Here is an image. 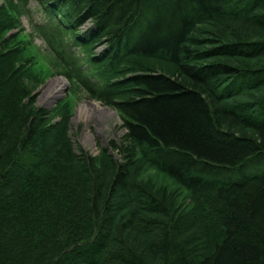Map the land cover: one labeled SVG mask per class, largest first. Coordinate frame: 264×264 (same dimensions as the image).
Here are the masks:
<instances>
[{
	"label": "trees",
	"instance_id": "16d2710c",
	"mask_svg": "<svg viewBox=\"0 0 264 264\" xmlns=\"http://www.w3.org/2000/svg\"><path fill=\"white\" fill-rule=\"evenodd\" d=\"M38 1L64 75L127 132L99 161L75 151L69 105L36 104L41 78L7 37L21 23L4 0L0 264H264V0Z\"/></svg>",
	"mask_w": 264,
	"mask_h": 264
},
{
	"label": "rangeland",
	"instance_id": "374dc122",
	"mask_svg": "<svg viewBox=\"0 0 264 264\" xmlns=\"http://www.w3.org/2000/svg\"><path fill=\"white\" fill-rule=\"evenodd\" d=\"M3 2L4 0H0V4ZM14 5L17 6V16L21 24L18 29L9 32L7 37H14V44L25 48V57H30L32 72L41 78L40 86L36 90L37 106L51 110L60 102L67 103L71 115L69 135L75 151L78 154L85 151L99 161L103 150H112V143H121L127 132L119 111L95 96H90L77 82L64 75V67L51 50L39 24L45 21L40 2L29 0L25 3L23 0H14ZM93 27L88 20L81 26V31H88ZM105 50L106 46H100L96 49V54ZM60 83L62 91L59 90ZM57 91H61L59 96ZM87 102L98 105L97 109L88 111L83 108ZM114 153L117 156V152ZM142 177L152 181L157 187L167 188L174 193L177 204L183 208L190 206V193L165 174L146 166Z\"/></svg>",
	"mask_w": 264,
	"mask_h": 264
},
{
	"label": "bare ground",
	"instance_id": "6f19581e",
	"mask_svg": "<svg viewBox=\"0 0 264 264\" xmlns=\"http://www.w3.org/2000/svg\"><path fill=\"white\" fill-rule=\"evenodd\" d=\"M100 46H106L105 44H102V45H100ZM100 46H98V47H100ZM97 47V48H98ZM73 49H75V55L77 56V58H78V60H79V64H81V67L83 66V67H85V65H86V58H88V54H86L85 52H83V51H81V49L78 47V46H75V47H72ZM96 48V49H97ZM96 49H94L93 50V53H94V55L93 56H99L100 54H102L104 51H102V52H99V54L97 55L96 54ZM92 52V51H91ZM63 83H66V82H64L63 81ZM37 90V89H36ZM35 90V95L37 96V91ZM59 90H61L62 91V85H61V83L59 84ZM61 91H57V96H59L60 95V92ZM57 96H54V97H57ZM97 107H98V105H96L95 103H92V102H90V103H86V104H84L83 105V108H85V109H87L88 111H91V110H94V109H97Z\"/></svg>",
	"mask_w": 264,
	"mask_h": 264
}]
</instances>
